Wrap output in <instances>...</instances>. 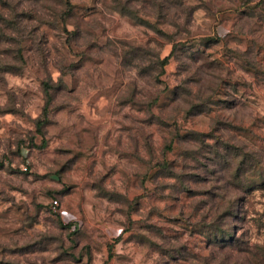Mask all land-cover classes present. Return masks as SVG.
Returning a JSON list of instances; mask_svg holds the SVG:
<instances>
[{
    "label": "rangeland",
    "instance_id": "rangeland-1",
    "mask_svg": "<svg viewBox=\"0 0 264 264\" xmlns=\"http://www.w3.org/2000/svg\"><path fill=\"white\" fill-rule=\"evenodd\" d=\"M247 159L264 0H0V264H254L211 235L263 255Z\"/></svg>",
    "mask_w": 264,
    "mask_h": 264
},
{
    "label": "trees",
    "instance_id": "trees-1",
    "mask_svg": "<svg viewBox=\"0 0 264 264\" xmlns=\"http://www.w3.org/2000/svg\"><path fill=\"white\" fill-rule=\"evenodd\" d=\"M66 5L68 7H71V4L68 1H66ZM45 86H46L45 87V93H46L47 97H49V93L47 90L48 85L46 84ZM44 120L38 121L37 125L39 127H41L44 124ZM251 161H252V163H251ZM246 163L248 164V170H246V172H248V174L246 175L245 179H243V183L245 185H241L240 188L243 191H246V193L251 192L253 185H249V183L253 180L252 179V177L254 176L253 173L256 171H259V170L261 171L260 172L261 178L257 180L256 185H259L261 188H263L264 187V163L260 164L259 160H257V159H250V161H248V159H247ZM238 178H239V173L237 172L236 176H233V179L238 180ZM234 208H235V204H233V203L227 204V207H225V210L222 213H218V215L216 216V219H227V218L231 217L233 215ZM217 209H219L218 205H217ZM217 212H220V211H217ZM214 218H215V215H214ZM237 218L238 219H235V220L236 221L238 220V222H239L242 219H246V215L245 214L244 215H238ZM68 225L70 228H72L71 229L72 232H75L79 228L78 222H71V223H68ZM211 235L214 238V240L216 242H218L219 245H221V247H230L231 250L235 251L236 253H244L246 256L245 259L249 262L256 264L255 259L256 260L259 259V261H257V262L264 261V252H263V255L259 256L258 253L260 251H258L255 248V246H258V245L250 244L248 246H243L241 244L242 240H241V236L237 232V228L234 229V231H232L230 233L226 229L222 228L221 226L217 228V225H216L214 230L211 229Z\"/></svg>",
    "mask_w": 264,
    "mask_h": 264
},
{
    "label": "built area",
    "instance_id": "built-area-1",
    "mask_svg": "<svg viewBox=\"0 0 264 264\" xmlns=\"http://www.w3.org/2000/svg\"><path fill=\"white\" fill-rule=\"evenodd\" d=\"M50 210L53 213L58 212V210H59V203H58V200L57 199L52 200V202L50 204Z\"/></svg>",
    "mask_w": 264,
    "mask_h": 264
}]
</instances>
